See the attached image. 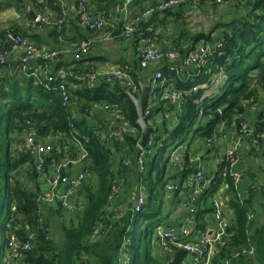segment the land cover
<instances>
[{"label":"trees","instance_id":"trees-1","mask_svg":"<svg viewBox=\"0 0 264 264\" xmlns=\"http://www.w3.org/2000/svg\"><path fill=\"white\" fill-rule=\"evenodd\" d=\"M96 1L100 3V0ZM204 1L206 0H200L199 5ZM209 1L211 8L217 7L214 0ZM35 2L36 0H0V16L6 10L14 9L19 17L28 18L27 5ZM242 3L245 5V17L227 23L228 29H223L215 37L210 36L211 31L192 37L194 41L202 38L209 42L210 53L206 61L200 63V67L190 69L187 78L176 83V89L185 93V100L170 118L171 128L167 125L168 120H162L159 135L155 136L156 141L160 140L161 146L154 143L153 154L145 162L142 175L145 203L138 213L132 212V204H128L123 211L119 208V204L125 205L126 198L132 195L139 181L135 155L141 135V130L136 125V109L124 90L112 86L113 95L108 92V96L97 95L99 98L92 99L117 104L129 124L139 131L135 135H126L122 141L108 142L103 126L94 128L86 124L85 120H71V111L62 103L57 90L35 85L32 78L26 82L24 89L18 86L11 88L6 80L0 79V264H74L76 261L82 264H117L116 251L127 236L132 242L129 264H162L163 256L161 258L155 255L153 243V235L158 227H179L190 214L192 233L197 235L207 230V216L213 215L215 211V196L224 180L221 176L222 167L216 166L214 178L198 195L193 204V212L187 207L180 211L184 205L181 193L190 189L186 184H193L191 177L198 169L197 158L201 152L200 149L191 150V143L185 142L193 134L206 143V139L217 131L222 122L228 124L231 120H242L245 107L249 105L243 103L256 99L257 85L260 82L264 84V0H242ZM174 9L175 7L165 13L174 14ZM148 21L141 22L138 25L139 31L131 36L140 37L143 29L147 28L142 26ZM150 28L146 30L147 37L153 35L154 30L152 32L151 28L149 32ZM9 35L25 37L15 23L8 27H3L0 23V49H10L7 42ZM131 36L122 38L128 39ZM215 38L221 46L217 47L216 43H212ZM169 69L168 66L161 68L164 86L167 85L164 78L166 73L167 79L170 78L169 75H173ZM128 73L137 82L136 75ZM215 85V90L207 94ZM104 86L109 88L111 85ZM193 87L199 89L192 91ZM24 90L27 94L22 96ZM155 92L158 93L159 89L156 88ZM83 93L87 94L86 91ZM36 102L40 103V110L34 106ZM159 104V109L153 110V114L171 107L165 101H160ZM88 106L83 104L80 108L84 111ZM25 119L32 120L41 141L54 147L43 161L46 173L52 172L51 162L60 160L62 152L66 151L71 157L78 153L73 136L76 135L87 150V175L78 191L79 197L84 193V199L80 201L82 208L68 212L75 213L76 221L72 217L66 221L61 219L67 212L58 204L43 202L40 200L39 188L27 190L11 175L24 164H28L27 175H40L34 167V154L19 149ZM70 123L75 127L74 133ZM176 140L181 142L175 146L182 147L179 150L181 163L178 167L169 162V157L163 160L161 156ZM11 142L16 148L14 151L9 148ZM124 147L128 150L125 149V158L129 157L131 160L128 167L123 165V157L112 163L111 151H120ZM58 149L60 153H57ZM209 151L208 148L206 153ZM205 174L209 175L206 171ZM117 181H121L124 187L118 205L113 206L109 195L112 184ZM169 181H172V189L166 188ZM225 182L228 183L227 217L224 216L223 207L222 211L227 235L225 245L218 247L211 264H264V215L261 222L255 221L256 192L251 188H246L243 192L240 188L239 197L229 177L225 178ZM261 195L264 200V192ZM6 197L8 202L5 201ZM262 205L264 214V201ZM5 208H8L6 215ZM249 208L254 212L251 223L247 222ZM119 212H122L121 217L117 215ZM99 221L102 222L99 238L89 241V235ZM53 224H59V230L63 234L64 242L61 246L56 245ZM13 237L29 241L31 249L24 252L18 261L10 262L7 243ZM249 245L253 248L252 254L241 252L234 256L235 252L250 248ZM172 249L174 263L182 264L186 252L177 247Z\"/></svg>","mask_w":264,"mask_h":264},{"label":"crops","instance_id":"crops-1","mask_svg":"<svg viewBox=\"0 0 264 264\" xmlns=\"http://www.w3.org/2000/svg\"><path fill=\"white\" fill-rule=\"evenodd\" d=\"M78 1L79 0H36L33 5L31 3L28 4L36 15H44L49 18L51 21L50 24L37 23L32 25L30 24L31 18L29 15L28 18H21L14 9H9L3 12L0 16V23L3 27H8L15 23V25L19 26V28L24 32L25 38L30 40L32 43L46 49L64 51L61 52L60 56L54 61L52 68L58 69L65 67L70 68L68 69L70 71L76 72L75 77L73 76L71 79H68L66 84L67 89L72 94L71 102L68 104L71 111V120H85L86 124L94 128H100L101 126H103V128L106 127V122H109L108 113L103 110H94L93 117L89 118L87 114H85V110H81L80 106L83 104L90 106L94 102H99L96 100L92 101L93 97H98L97 95L103 97L108 96L110 95L109 93L112 94L113 90L112 86L109 88L108 86H104L106 84L101 79L90 83L86 80V74H88V72L91 73L94 70L104 71L113 67H121L130 73H134L138 82L146 84L149 79L153 80L157 71H161L162 78L155 82V85H160L164 83L162 81L164 69L161 70V68L168 66L173 75H169L168 78H170L167 79L166 73V77H164L165 82H167V86L176 89V83L179 82V80H185L190 69H195L201 66L200 62L197 64L191 63L187 66V58L193 55L196 52L194 50L202 45L211 48V44L209 42H205L204 39L199 38L197 41H194L192 40V37L195 34L209 33L210 31V36L215 37L223 29H228L226 27L227 23L233 22L236 19H242L246 15L245 5L242 3V0H237L235 5L232 6L222 8L216 7L214 9L211 8V2L209 0L204 1L203 4L200 5L199 2L185 1L175 7L173 10V12L175 11L174 14L169 15L163 12L160 15L153 16L147 24L142 26L144 28L151 27L152 32L154 30L153 35H149L147 37V28H145L142 31L143 34L139 35L140 37L133 35L128 39H124L119 36L118 33L121 32L125 23L128 20L133 19L145 7L156 3L158 0H133L130 6H128L127 12H124L122 8L123 0H100V3L96 0H83L89 10L94 12L96 15L104 16L107 22L104 29L93 31L80 28L78 26ZM226 13L229 15L227 16ZM211 20H216V23H214L213 26H211ZM57 23L59 24L57 25ZM191 25H193V27H191L192 31L189 33L184 28L185 26L190 27ZM213 27H215V29H213ZM105 33H108L111 36L119 37L103 42L102 37ZM86 41L90 43L88 54L85 55L82 60H74L71 55L73 48ZM147 41H149L155 48L162 51L174 49V53L176 52L174 58H164L158 62L151 63L145 69H140L138 67V52L145 45V43H147ZM217 42L218 40L216 38L212 40V43L214 44ZM19 56V49L15 46H10V49H8V63L4 67H0V79L6 80L5 82L8 83L11 88L18 86L19 88L24 89L26 82H28L31 77L19 70ZM38 65L39 62L37 59L32 60L30 64L31 70L34 68L38 69ZM83 91H86L87 94L85 95ZM211 91L214 90L209 89L207 94ZM25 94L27 93L24 90L21 95L25 96ZM5 102L7 101H4V103ZM105 102L106 101L104 100L101 101V103ZM246 104L249 105L245 107V112H243V115L241 116L242 120L239 122L231 120L228 124L222 122L218 126V133L213 139L212 144L207 145L210 151L206 153L207 149L205 153H200L197 158L199 161L198 168H204L209 175H213V172L217 171L215 158L223 154L239 136L237 129L240 123H244L247 127L254 130H259L258 128H260L261 124L264 123V84L262 82L257 85L256 99H253L251 102L245 101L243 103V105ZM34 106L40 110V103L36 102L34 103ZM157 113H154L151 119L153 126L156 128V133L159 135L158 130L162 127V119ZM171 123L172 122L169 120L167 121L169 128H171ZM104 130H106V128ZM138 133L139 131L137 129L136 134ZM241 138L243 144L239 149L240 161L237 167L239 171L244 173V177L240 183V188L244 192L246 191V188H251L252 185L251 189L256 192L254 208L257 214H255V221L261 222L262 217L260 216L264 215L262 210V203L264 200L261 195L264 192V143H250V138L246 135H241ZM140 139L141 135L138 139L137 146H139ZM107 140H109L108 142H112V139L107 138ZM42 141L45 142L44 140ZM196 146L197 145L190 144V149L193 150ZM179 147L182 149L181 146ZM9 148L10 150L13 149V151L16 150L13 142H11ZM125 149L128 151L125 147L120 151L116 150L117 152L114 150L111 151L113 152L112 163L118 161L121 157H123L122 159L125 158ZM204 158H208L209 163L206 164L203 160ZM78 169V167L72 168L70 172L73 173ZM26 171H28V164L22 165L11 175L16 177L27 190L39 188L36 178L40 177V175L31 177L27 175L28 173ZM253 177H255V179H252ZM123 187L124 186L122 185V188ZM227 189L228 183H226L224 179L221 184V188L215 196V202L221 208L223 207L225 217H227ZM188 192L189 190L181 193L184 200L188 195ZM39 195H42L41 191ZM78 198L81 202L83 201L82 196H78ZM116 205H118V201L114 203L113 206ZM184 205L180 211L187 208L190 211V207ZM190 219H192V216L190 217L189 214L184 218L181 226L191 227ZM207 219L209 221V225L206 229L215 230L218 228L214 213L211 216H207ZM199 235L200 234L196 235L192 233L190 236L191 240L195 241L198 239L196 237ZM155 248L156 256L161 258L162 256H167L171 259L174 258L173 251L171 253L165 252L163 254L158 246L155 245ZM217 249V247L214 248V252L210 257V262L212 261ZM191 261H193L192 257L186 255L182 263L191 264Z\"/></svg>","mask_w":264,"mask_h":264},{"label":"built area","instance_id":"built-area-1","mask_svg":"<svg viewBox=\"0 0 264 264\" xmlns=\"http://www.w3.org/2000/svg\"><path fill=\"white\" fill-rule=\"evenodd\" d=\"M133 0H123V10L128 11V6ZM185 1H192L198 3L200 0H158L156 3L145 7L140 11L133 19L128 20L123 26L119 36H131L132 34L139 31L138 25L141 22L148 21L151 17L155 15L162 14L167 10H171L174 7ZM237 0H214L217 7H227L235 5ZM77 24L80 28L87 30H101L107 25L106 19L102 15H96L94 12L89 10L84 4L83 0H79L77 3ZM37 23L48 24V18L44 15H36L34 19L30 20V24L35 25ZM59 23H57L58 25ZM151 32V28L149 29ZM143 32H141V35ZM102 41L113 40L119 36H111L108 33L103 34ZM12 39L13 46L17 47L20 51L19 56V70L23 73L28 74L35 85H41L49 90H57L59 92L62 103L65 106L71 102L72 94L67 89V80L75 77L76 72L70 71V68H58L53 69L52 64L60 56L63 50H51L40 47L25 37L16 35H9ZM216 46H221V43L217 42ZM90 49V43L88 41L83 42L75 46L71 52L72 58L76 61L82 60L85 55L88 54ZM210 47L204 45L198 47L193 55H191L186 60L187 66L191 63H204L209 56ZM176 52L174 49L162 51L155 48L149 41L138 52V67L140 69H145L153 62H158L164 58L172 59L174 58ZM37 59L39 61L38 69L34 68L31 70L32 60ZM8 63V49H0V66H5ZM86 80L90 83L96 80H102L105 84L111 86H118L120 89L128 95L131 94L134 97L140 95V82H136L132 76L121 67H113L106 69L104 71L94 70L91 73L86 74ZM162 78V72L157 71L152 80V89L150 92L149 99L146 106L143 109V116L146 118L148 126L151 128L150 138L147 146L139 147L136 150V167L139 173V181L133 190L131 208L133 213H138L141 211L145 203V194L143 190L142 175L145 171V162L149 156L153 154L154 143L161 146L160 140H155L156 128L153 126L152 115L153 110L159 109L160 101H165L169 106L167 109L159 111L157 114L162 120H170L174 116L175 111L181 104L184 103L185 93L183 91L177 90L170 86H164L163 84H156L155 82ZM55 84V85H53ZM158 88L159 92L156 93L155 89ZM199 87H193L192 91L198 90ZM94 110L106 111L109 115V122H106V138L122 141L128 134L135 135L137 129L131 126L129 122L124 119V116L116 104L112 103H101L94 102L89 107L85 108V114L89 118L93 117ZM25 128L22 135V143L19 149L29 151L35 156V169L43 177L45 183L49 186L46 193H42L40 200L49 205H59V207L65 212H73L82 208V203L78 198V191L81 187L85 177H86V160L88 158V152L85 149L82 141L76 136H73V142L78 148V153L72 157L66 151L62 152L60 160L51 162V173H46L43 169V161L47 155H49L54 147L51 144L44 143L39 139L36 130L33 127V122L31 119H25ZM72 133H74V125L69 124ZM103 128V129H105ZM239 136L231 144V146L220 156L215 158L216 166L221 168V176L223 179L229 177L234 190L240 197V183L244 177V173L238 170V163L240 161L239 149L242 146L241 135H246L250 138V143L257 144L258 142L264 143V123L259 130H254L247 127L244 123H240L237 129ZM218 131H215L209 138L206 139V144L211 145L213 139L216 137ZM87 140V139H86ZM179 148L172 151L169 156V162L175 166H180L181 158ZM61 151L58 149L57 153ZM131 160L129 157L123 159V165L130 166ZM223 164V166H221ZM78 167L77 171L73 173L70 172L72 168ZM214 175H206L204 168H198L196 172L191 177L193 184L190 182L186 184L190 187L188 195L184 200V204L190 207V212H193V204L197 200L198 195L202 192L203 187L207 186L212 182ZM252 179H255L253 177ZM172 181H169L166 188L172 189ZM252 188V185H251ZM122 182L117 181L111 186V191L109 198L113 201V204L118 201L122 193ZM215 204V221L217 222L218 228L215 230L207 229L204 233L200 234L198 239L195 241L191 240L192 228L179 226L163 228L158 227L153 235V243L158 246L162 253H171L173 247L181 248L186 252V255L191 256L193 261L191 264H211L210 257L214 252L215 247H222L225 245L226 233V223L223 217L222 208L216 203ZM123 204H119V208H122ZM119 212L117 215L121 217ZM191 217V215H190ZM254 219V212L251 208L247 210V222L251 223ZM102 227V222L99 221L92 233L89 235V241H94L99 238L100 231ZM130 244H132L131 239H123L120 248L117 249L115 257L117 258V264H129L130 263ZM250 246V245H249ZM31 249V244L29 241H20L19 239L13 237L7 243L8 259L9 261H18L24 252ZM253 253V248L237 251L234 256H238L240 253ZM174 259L167 256H163L162 264H175ZM74 264H82L80 261H76ZM184 264V263H182Z\"/></svg>","mask_w":264,"mask_h":264},{"label":"rangeland","instance_id":"rangeland-1","mask_svg":"<svg viewBox=\"0 0 264 264\" xmlns=\"http://www.w3.org/2000/svg\"><path fill=\"white\" fill-rule=\"evenodd\" d=\"M196 10V9H195ZM226 15L228 16L229 14L228 13H226ZM209 19V18H208ZM53 21V20H52ZM212 22H210L211 23V26H213L214 25V23H216V20H211ZM48 22H49V24L51 23V21L49 20V18H48ZM204 22V21H203ZM53 23H54V21H53ZM191 27H193V25H191L190 27L189 26H185V30H187L189 33H190V31H192V28ZM217 29V28H216ZM205 87V86H204ZM215 87H216V85L215 86H213V90H215ZM9 111L7 110V113H8ZM181 141L180 140H176V141H174L172 144H170L169 145V148L167 149V151L166 152H164V153H162V159L163 160H165V159H167L169 156H170V154L172 153V151L174 150V148L176 149V144L177 143H180ZM185 143H191V145L192 144H194V145H197L194 149H199L200 148V153L201 154H203V153H205L206 152V150L208 149V146H207V144L204 142V140H201L200 138H198V137H196V136H194L193 134H190L189 135V137L187 138V140H186V142ZM193 149V150H194ZM208 155V154H207ZM204 161H205V163L207 164V163H209V160H208V158H204L203 159ZM168 172L169 171H167V175H168ZM160 174V173H159ZM161 175V174H160ZM36 180H37V182H38V184H39V189H40V191L44 194V193H46L47 191H48V189H49V186L45 183V181H44V179H43V177H37L36 178ZM123 185V184H122ZM84 193L82 192V194H81V196H82V200L84 199V195H83ZM5 201L7 202L8 201V198L6 197V199H5ZM132 202V197H131V195H129L127 198H126V203H125V205H122V208H121V210L123 211V210H125V208L127 207V205L128 204H130ZM5 215L6 214H8V208H5ZM79 213V212H78ZM73 218L74 219V221H76V215H75V213H68L67 212V214L66 213H64V215H63V217L61 218V219H64V221H66V219L68 220V219H70V218ZM260 217H262V219H263V215L262 216H260ZM259 217V218H260ZM52 228L56 231V234H55V236H54V238H55V240H56V245L58 246H61V244L64 242V237H63V234H62V232L59 230V224H53L52 225ZM156 255V254H155Z\"/></svg>","mask_w":264,"mask_h":264},{"label":"water","instance_id":"water-1","mask_svg":"<svg viewBox=\"0 0 264 264\" xmlns=\"http://www.w3.org/2000/svg\"><path fill=\"white\" fill-rule=\"evenodd\" d=\"M27 11L31 19H34L36 17V14L31 10L30 5H27ZM7 42L10 46H13V42L10 36H7ZM139 85L141 92L138 98L132 96L131 94H128L127 96L130 101L134 104L137 113L136 124L140 127L141 130V139L139 141V147H145L149 142L151 128L150 126H148L146 118L143 116V109L146 106L150 96V92L152 89V79H149L146 84L139 83Z\"/></svg>","mask_w":264,"mask_h":264}]
</instances>
